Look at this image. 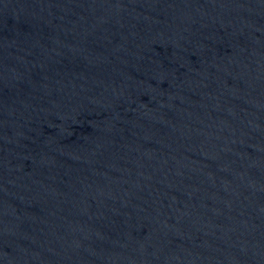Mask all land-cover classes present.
Masks as SVG:
<instances>
[{
    "label": "water",
    "instance_id": "water-1",
    "mask_svg": "<svg viewBox=\"0 0 264 264\" xmlns=\"http://www.w3.org/2000/svg\"><path fill=\"white\" fill-rule=\"evenodd\" d=\"M0 264H264V0H0Z\"/></svg>",
    "mask_w": 264,
    "mask_h": 264
}]
</instances>
